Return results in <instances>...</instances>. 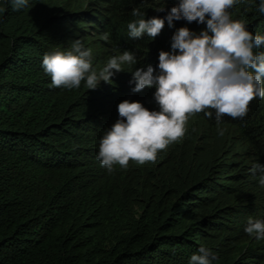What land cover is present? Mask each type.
Here are the masks:
<instances>
[{
    "label": "trees",
    "instance_id": "trees-1",
    "mask_svg": "<svg viewBox=\"0 0 264 264\" xmlns=\"http://www.w3.org/2000/svg\"><path fill=\"white\" fill-rule=\"evenodd\" d=\"M141 2L30 0L13 11L0 0V264H188L201 244L219 264H264V240L244 231L249 217L264 220V188L250 171L264 164V100L244 118L225 116L223 136L215 118L191 115L154 161L108 173L96 159L120 102L159 110L154 88L131 94L130 71L155 67L180 27H206L181 20L154 41L130 39L133 8L162 17L154 9L178 0ZM232 16L264 33L255 5ZM75 39L92 48L97 69L124 50L138 64L95 90L52 88L42 58Z\"/></svg>",
    "mask_w": 264,
    "mask_h": 264
},
{
    "label": "clouds",
    "instance_id": "clouds-1",
    "mask_svg": "<svg viewBox=\"0 0 264 264\" xmlns=\"http://www.w3.org/2000/svg\"><path fill=\"white\" fill-rule=\"evenodd\" d=\"M7 2L13 11L30 6V0ZM239 4L255 5L264 16V0H178L167 9L156 7L155 12L166 14L151 18H146L147 13L138 7L132 9L134 19L127 23V35L133 40L148 37L154 41L165 23L173 28L175 21L206 27L199 33L180 27L171 37V50L159 51L155 67L147 65L130 71L132 91L154 88L159 110L129 100L117 105L118 118L104 130L96 157L108 173L115 165L126 168L129 161H154L159 151L184 136L191 115L203 113L209 119L215 118L216 131L223 136L225 116L244 118L253 100H264V51L260 50L264 33L254 34L242 18L233 19L232 12ZM137 64L136 52L124 50L97 69L92 48L75 39L64 50L45 53L41 67L51 78L52 88L79 89L83 82L86 89L95 90L101 82L111 83L124 65ZM250 171L264 188V164L256 162ZM244 231L251 238L264 240V220L249 217ZM188 264H219V256L201 244Z\"/></svg>",
    "mask_w": 264,
    "mask_h": 264
},
{
    "label": "rangeland",
    "instance_id": "rangeland-1",
    "mask_svg": "<svg viewBox=\"0 0 264 264\" xmlns=\"http://www.w3.org/2000/svg\"><path fill=\"white\" fill-rule=\"evenodd\" d=\"M100 68H101V67H100ZM133 93H135V92H133V91H132V93H131V94H133ZM133 95H134V94H133ZM132 101H133V100H132Z\"/></svg>",
    "mask_w": 264,
    "mask_h": 264
}]
</instances>
